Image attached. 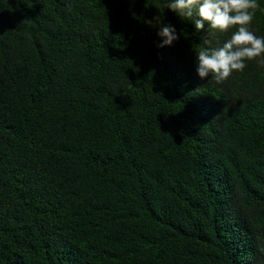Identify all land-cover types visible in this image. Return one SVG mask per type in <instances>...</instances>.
<instances>
[{
    "label": "trees",
    "instance_id": "1",
    "mask_svg": "<svg viewBox=\"0 0 264 264\" xmlns=\"http://www.w3.org/2000/svg\"><path fill=\"white\" fill-rule=\"evenodd\" d=\"M164 2L0 0V264H264V66Z\"/></svg>",
    "mask_w": 264,
    "mask_h": 264
},
{
    "label": "clouds",
    "instance_id": "2",
    "mask_svg": "<svg viewBox=\"0 0 264 264\" xmlns=\"http://www.w3.org/2000/svg\"><path fill=\"white\" fill-rule=\"evenodd\" d=\"M258 0H165L160 10L168 9L180 18L191 21L196 31L205 29L209 34L230 33L220 46L202 48L196 55V72L200 78L210 75L216 83H222L233 72H242L246 61L257 60L264 66V36L251 30ZM160 38L157 47L171 46L179 39L176 29L165 24L160 17Z\"/></svg>",
    "mask_w": 264,
    "mask_h": 264
}]
</instances>
